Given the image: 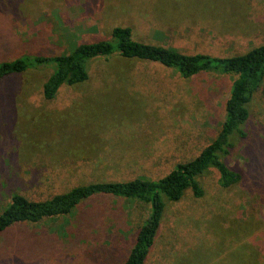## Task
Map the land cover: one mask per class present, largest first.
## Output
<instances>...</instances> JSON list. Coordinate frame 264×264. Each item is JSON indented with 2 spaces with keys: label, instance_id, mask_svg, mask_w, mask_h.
<instances>
[{
  "label": "rangeland",
  "instance_id": "374dc122",
  "mask_svg": "<svg viewBox=\"0 0 264 264\" xmlns=\"http://www.w3.org/2000/svg\"><path fill=\"white\" fill-rule=\"evenodd\" d=\"M131 28L134 40L184 54L243 55L264 45V0H0V64L70 54ZM55 64L0 81V214L15 194L44 202L93 183L159 180L221 133L235 74L182 78L159 63L93 59L88 81L44 84ZM247 140L226 163L231 188L209 172L205 194L167 207L145 264H264V81ZM101 199L71 215L11 227L0 264H124L149 204Z\"/></svg>",
  "mask_w": 264,
  "mask_h": 264
},
{
  "label": "trees",
  "instance_id": "16d2710c",
  "mask_svg": "<svg viewBox=\"0 0 264 264\" xmlns=\"http://www.w3.org/2000/svg\"><path fill=\"white\" fill-rule=\"evenodd\" d=\"M114 56L159 63L174 69L185 79L201 73L237 75L226 103V117L221 133L196 159L177 165L170 174L159 180L137 178L128 182L93 183L44 202L31 201L24 195L15 194L10 205L0 214V236L16 225L37 224L46 219L68 216L80 207L101 199L110 201L123 198L149 204L148 220L139 230L136 244L124 262L145 264L168 202L180 201L187 192L196 198L203 197L205 191L199 179L209 172L218 175V184L225 189L242 180V174L230 167L225 158L234 149L236 140L249 138L246 124L251 117L252 100L264 81V45L229 58L188 55L175 49L138 42L134 40L131 28L117 27L112 31L110 41L84 43L67 55L24 56L4 61L0 64V81L54 63V71L43 87L44 97L53 100L62 86H74L88 81V64L91 60H109Z\"/></svg>",
  "mask_w": 264,
  "mask_h": 264
}]
</instances>
